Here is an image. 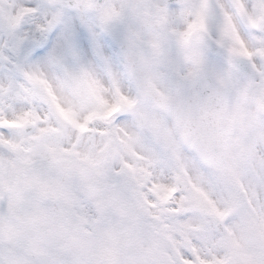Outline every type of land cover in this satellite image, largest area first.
<instances>
[{
  "label": "flooded vegetation",
  "instance_id": "1",
  "mask_svg": "<svg viewBox=\"0 0 264 264\" xmlns=\"http://www.w3.org/2000/svg\"><path fill=\"white\" fill-rule=\"evenodd\" d=\"M18 1L23 6L38 7L37 14L45 16L39 19V24L44 25L47 36L57 28L64 32L69 30L68 37L60 36L59 39L63 44L65 62L72 67L74 74L79 68L74 66L78 59L75 57L76 44L79 45L75 31L82 30L87 38V32L89 28L91 32L92 27L85 25L95 18L97 36H94L99 48L96 58L90 52L95 66L88 72L102 81V92L98 94L95 90L94 94L99 95L98 98L107 95L112 103L94 110H101L102 113L109 111L113 115L106 118L112 120L108 122L109 146H120L118 153L121 156L105 154L102 163H98L93 170L90 133L83 134L80 155H65L61 150V141H64V148H69L77 134L75 129V133L68 129L62 135L59 128L63 127V123L59 121L57 129L52 130L55 135L52 155L20 154L18 148H13V140L9 141L6 155L3 161L0 160V210L4 224L3 228L0 227V264L197 262L202 252L196 250L194 255L184 245L183 248L179 245L173 248L167 235L156 234L155 222H160L156 218L159 213L164 212L162 218L165 219L172 214L167 209L170 202L163 198L164 192L160 189H155L157 194L151 192V182L161 183L159 175L150 171L142 182L136 171L122 169L121 158L125 156L131 160L133 155L129 152H133L134 157L139 159L142 152L136 143L150 148L152 141L155 145L156 129L165 131L166 136L158 139L163 143L161 149L165 146L174 162L180 161L179 151L174 146H179L185 153L189 150L182 142L175 122L157 105L151 92L156 88L172 97V74L178 72L183 79H189L199 65H205L215 79V54L206 49V44L210 40L215 41V36L212 22L207 19V12L199 0H179L173 4H157L159 0H96L93 3L91 0H77L73 9L59 6L58 0ZM213 3L215 0H212ZM18 7L14 5L13 10ZM156 9L160 11L156 12ZM60 12L67 15V20L47 27L46 20L53 15L58 17ZM153 18L160 25L158 29H155L158 25L155 21L148 28L147 22H143H153ZM163 18L169 24L162 23ZM177 27L179 30H173ZM156 34L158 46L151 43ZM42 40L45 39L40 42ZM70 41L74 43L70 44ZM220 44L225 46L222 41ZM244 44L234 41L225 46L249 64L244 75L230 69V84L225 85L232 88L230 106L234 93L243 86L251 96L252 107L258 108L264 119V49L247 37H244ZM83 46L86 50L89 47L85 43ZM165 48L170 51L174 48L185 54V48L192 50L195 53L192 56L196 57L193 69L189 65H185L180 72L172 68L171 59L165 58ZM61 58L55 52L52 60L56 63ZM81 74L82 70L78 77ZM160 77H164L162 82ZM103 100L105 102L107 98ZM65 109L73 112L74 107L66 106ZM136 113L135 119L133 115ZM230 121L232 124V118ZM19 131L21 135L18 139L24 138L25 141L28 134L24 126ZM261 134L264 148V124ZM130 137L134 143L129 142ZM13 149L20 153L13 152ZM65 195L68 196V203ZM93 211H105L107 216L93 219ZM262 259L261 264H264Z\"/></svg>",
  "mask_w": 264,
  "mask_h": 264
},
{
  "label": "rangeland",
  "instance_id": "2",
  "mask_svg": "<svg viewBox=\"0 0 264 264\" xmlns=\"http://www.w3.org/2000/svg\"><path fill=\"white\" fill-rule=\"evenodd\" d=\"M199 2L207 12V19L211 21L212 0ZM159 3L162 4V1L159 0L157 4ZM14 5H18V9L13 10ZM29 10L18 0H0V160L3 161L7 145L12 140L13 148H18L21 153L14 149L13 152L34 156L52 155L55 150V135L52 134V130H55L57 122L61 121L63 127L59 130L62 135L68 129H75L77 134L69 148H64V141H61V150L65 155H80L83 129L92 130L89 133L92 140V168L95 170L97 164L102 163L105 154L115 157L121 150L120 146H109L108 122L112 120L102 118L101 110H98L95 116L94 113L86 114L88 110L98 107L101 109L112 103L107 95L101 96L107 98L104 102L103 98H98L99 95L94 94L102 92V81L98 76L93 77V74L88 72L95 66L90 52L96 58L99 48L98 40L94 36H97L95 18L91 19L90 24L85 25L92 27L91 32L87 27L89 32L85 42L89 46V51L79 41V45L76 44L75 57L81 61L75 60L74 66L79 68L76 67L74 74L72 67L65 62L61 39L57 40L46 57L31 58L33 49L28 45L38 44L42 38L47 39V34L44 25L39 24V19L45 16ZM159 11L160 9H156V12ZM179 15L182 16L181 11ZM64 19L67 20V15L60 12L58 17L53 15L45 24L56 26ZM162 23L169 24L165 18ZM68 31H60V36L68 37ZM75 32L77 34V31ZM235 32L236 29L233 28L232 35ZM157 37L156 34L151 42L155 46L159 44ZM219 40L223 42L224 37ZM73 43L70 41V44ZM185 49L186 54L174 48L171 51L165 48L164 51L165 58L171 59L172 68L179 72L185 65L193 69L196 64V57L192 56L195 53L188 48ZM55 52L62 56L56 63L52 60ZM80 70L82 74L78 77ZM215 77L225 85L230 84L231 70L216 57ZM162 78L164 77L159 78L161 82ZM250 97L247 90L240 86L231 100L230 117L234 131L228 144V162L233 174L231 182L233 184L210 165L201 162L190 150L185 153L179 146H174L175 150L179 151L180 158L178 163L174 162L168 156L166 147L161 149L163 143L158 138L165 137L166 133L159 129H156L155 145L152 141L150 148L148 145L142 147L140 143H136L143 154H139V159L135 158L133 152H129L133 155L131 160L125 156L121 158L122 169L126 172L136 171L142 182L150 171L159 175L162 184L151 182L149 185L151 192L157 194L155 189L158 187H164V192L169 188V191H175V194L170 193L168 196L170 206L167 209L172 214L165 219L162 218L165 213L160 212L156 217L160 219L159 223L155 222L156 234L167 235L173 248L178 245L183 248L184 245L194 255L196 250L202 252L199 259L204 264L214 262L231 264L232 261L234 264L246 261L261 264V259L264 258V148L261 140L264 119L260 110L252 107ZM58 106L60 109H57ZM66 106L74 107L72 110L74 113L67 111ZM137 115V113L133 115L135 119ZM29 122L36 123L37 129L27 135L25 141L24 138L19 140L18 137L21 135L19 130ZM72 137L73 135L68 140L69 144ZM129 139V142L134 143L131 137ZM233 186L242 189L241 199ZM64 199L68 203V196L65 195ZM97 215L93 211L92 218H96ZM214 217L224 221L226 231L223 235L214 229ZM3 226V212L0 210V227ZM177 235L182 236V239Z\"/></svg>",
  "mask_w": 264,
  "mask_h": 264
},
{
  "label": "water",
  "instance_id": "3",
  "mask_svg": "<svg viewBox=\"0 0 264 264\" xmlns=\"http://www.w3.org/2000/svg\"><path fill=\"white\" fill-rule=\"evenodd\" d=\"M63 1L66 5H71L70 0ZM217 46L215 55L222 57L229 66L240 73L246 70L244 61ZM207 49H210L209 44ZM207 75L203 71H198L191 80L184 82L173 78L172 87L176 95L173 99L161 95L158 91H154L153 95L158 105L176 121L185 143L190 145L203 161L213 165L230 179L231 172L227 164V140L230 134L227 121L229 94ZM186 84L188 86L197 84L199 87L194 104H189V87H186ZM32 128L33 126H28V129ZM239 193L241 194L240 191ZM214 226L219 233H224L225 229L220 219H215Z\"/></svg>",
  "mask_w": 264,
  "mask_h": 264
},
{
  "label": "snow or ice",
  "instance_id": "4",
  "mask_svg": "<svg viewBox=\"0 0 264 264\" xmlns=\"http://www.w3.org/2000/svg\"><path fill=\"white\" fill-rule=\"evenodd\" d=\"M211 22L213 35L217 39L223 36L225 46L234 41L244 44V37H247L253 44L264 49V0H219L211 6ZM233 28L236 29L235 36L232 35ZM60 31L57 28L42 42L28 45L33 49L31 58L46 57L60 38ZM77 40L81 44L86 42V35L82 30L77 33ZM209 46L210 52L215 53L218 47L216 42L210 40Z\"/></svg>",
  "mask_w": 264,
  "mask_h": 264
}]
</instances>
